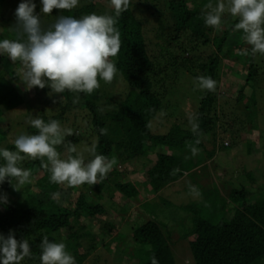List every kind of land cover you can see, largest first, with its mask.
<instances>
[{
  "label": "trees",
  "instance_id": "trees-1",
  "mask_svg": "<svg viewBox=\"0 0 264 264\" xmlns=\"http://www.w3.org/2000/svg\"><path fill=\"white\" fill-rule=\"evenodd\" d=\"M150 1L153 0H131L128 10L117 19L116 27L120 32L121 46L118 55L111 58L116 64L117 74L111 83L101 80L100 87L91 94L65 90L63 93H54V99L44 98L43 104L39 95L42 90L51 91L50 88L48 86L43 89L33 87L30 90H25V86L21 88L16 82V79H19L17 71L21 68L20 62H12L6 54L0 55V68H2L0 69V144H3L0 148L16 151L14 142H8L7 137L8 129L12 128L10 126L11 112L21 106L25 109L23 114L28 117V122L30 118H34L30 111L34 108L40 114L39 118L45 122L55 119L63 124V128L73 130L75 134L65 136L62 146H56L62 157L68 155L70 144L75 146L84 140L82 131L85 129L91 146L94 143L97 144V153L116 160V164L106 178L91 186L95 187L91 190H94L92 194L95 193L97 196V199L93 197L97 202H90L89 200L93 198L82 191L74 192L75 187L66 189L63 184L50 182L49 168L43 166L47 163L46 158L41 160L25 157L23 159L19 166L30 170L32 175L30 183L20 187L19 190L13 187L17 186L14 178L12 184L7 179L0 184V197L6 196L8 200L7 204L0 203V233L7 236L9 230H12L16 239H27L30 244L32 257H26L21 264H40L39 245L45 235L50 240L57 242L62 240L66 244V250L74 256L78 264L83 262L88 253L99 245L100 240L97 235L106 232L113 234L116 226L111 221H106L100 229L96 225L94 229H89L88 224L81 222V229H76L70 221L73 218L83 221L98 220L106 213L107 208L114 206L115 202L108 196L106 197L110 205L100 203L102 200L100 195L114 185L108 182V178L113 174L119 175L117 165L152 153L155 157L153 158V168L156 172L154 180L158 187H163L184 175L186 164H190L191 160L196 158L190 146L200 149L204 145L202 136L217 124L219 119L217 104L221 88L219 84H222L224 91L229 90L230 87L234 88L229 80L226 82L229 85H226L221 79L220 60L230 58L235 51L241 53L244 49H248V54L251 53L250 46L248 48L242 46L245 43L242 33L234 29L238 19L232 21L228 13L222 16L223 30H214L213 38L216 39L217 50L213 54L200 60L199 55L195 53L191 58L182 57L180 60L178 48L181 47L183 55L189 51L188 48L183 47L184 45L178 43L180 33L186 30L191 31L188 42H192L195 35H201L202 42H208L209 37L206 36L205 31L207 25L204 22L202 9L205 4L212 3V0L194 1L191 2V6L189 0L169 1L167 10L174 20L171 29H174L176 34L170 35L167 44L158 39L160 35H164L162 29L165 25L162 20L165 10H161L162 5H158L160 0H155L154 3ZM148 9L151 11L146 14ZM90 13L114 15V9L110 0H79L78 7L70 11L53 9L52 14H46L47 23L44 28L54 23L61 15L81 18ZM150 17H154L153 26L155 27L149 29L154 32L153 37L147 36L144 28V22ZM232 35L234 36L231 37ZM229 37L233 40L228 39ZM226 41H229V46L224 51ZM191 48L194 49V47ZM233 59L238 61L235 56ZM179 64H183L188 69L200 68L199 74H195V77L210 76L217 82L215 92L202 91V97L195 112L200 129L199 137L191 130V126L187 125V120L180 122L178 119L180 117H173V114L169 115L165 112V115L160 114L164 105L168 103L167 96L164 99L166 92L163 93V91L167 90L166 87L168 89L170 87L167 86L170 70L175 71L173 74L176 73ZM247 64L245 81H242L241 87H237L238 99L245 97L243 93L245 85L255 82L258 75V65L252 59H249ZM16 65L18 69H14ZM117 82H121L119 88L115 86ZM75 96L79 97L77 103H73ZM54 103L58 107L57 110L50 108ZM74 109L80 113L78 116L80 121L76 125L69 122V113ZM47 111L53 112L48 115ZM164 116H169L170 120L175 121L169 130L166 133L151 131V121ZM74 118L76 119L77 115ZM22 122L21 124H24V121ZM101 128L107 129L106 135L100 134ZM23 132L35 134L37 130L27 123L24 124ZM14 136L17 137L16 131ZM198 138L199 144L196 143ZM212 140L213 143L216 140L214 134ZM84 158L88 160L91 156L88 154ZM4 163L5 161L0 157V165ZM123 180L118 182L128 183ZM137 191L135 184L134 186L129 184L127 188H122L119 192L126 199H131L137 196ZM55 192L60 193L59 202L52 198ZM228 193L231 202L235 203L234 207H230L228 200L216 192L204 197L202 202H193L183 208L193 213L191 226L182 237H192L189 244L195 264H264V188L258 189L255 200L244 188L232 189ZM60 232H64V236ZM36 233L37 236L34 238L33 235ZM65 234L67 238H75L80 241L79 243L82 242V238L88 241L83 246L82 253L78 251L76 244L67 242ZM132 237L135 241L151 245L143 264H151L153 255L159 264H176L170 246V235L162 229H151L146 234L133 231ZM112 239L107 242L109 246L114 240ZM78 259H82L80 263Z\"/></svg>",
  "mask_w": 264,
  "mask_h": 264
},
{
  "label": "rangeland",
  "instance_id": "rangeland-1",
  "mask_svg": "<svg viewBox=\"0 0 264 264\" xmlns=\"http://www.w3.org/2000/svg\"><path fill=\"white\" fill-rule=\"evenodd\" d=\"M153 1L156 2L155 0ZM169 1L171 0H160L158 2V5H162L161 10H165L162 20L165 25L162 29L164 30V35H160L158 39L165 44H167L169 37L176 34V31L171 29L174 20L167 10ZM194 1L200 0H189L190 6L192 5L191 2ZM20 2L21 0H0V40L16 38L14 31L16 24L15 9ZM33 2L36 4L35 12L40 16L41 25L44 27L47 21H45L46 14L41 12V0H33ZM212 3L215 4V0H212ZM150 11H147L146 14H149ZM153 18L150 17L148 21L144 22L147 36L150 37L154 36V32L149 30L155 27L153 26ZM230 19L235 21L237 18L230 15ZM214 30L210 26L206 27V36L209 37L208 42H202L203 38L201 35H195L193 41L188 42L187 39L191 37V31L186 30L180 33L178 43L189 49L183 55L181 47L180 49L178 48L177 52L180 60L182 57L191 58L192 54L195 53L199 55L200 60L207 58L206 56L209 54H213L217 50L216 39L213 38L215 35ZM231 37L228 39L233 40ZM228 42L226 41L224 44V51L229 46ZM242 46L243 48L249 47L246 43H243ZM191 47H194L195 50ZM223 50L222 52H224ZM248 53L243 54V52L235 51V53L230 55V58L220 60V77L225 83L229 80L234 88L230 87L229 90L224 91L222 84H219L221 88L217 104L219 107L217 124L213 125V129L202 136L204 145L198 149L195 160H191L192 162L188 165L186 164L189 167L188 169L187 167L185 168L184 175L180 179L163 187H158L154 180L156 175L153 168L155 157L152 153L149 154L150 156H138L129 161L127 160V162L119 163L117 165L119 175L113 174L111 175L112 177L108 178V182L114 185H112V188H107L100 195V199H102L100 203L109 204V200L106 197L108 196L115 202L114 206L112 204L111 206L113 207L107 208L106 213L101 215L98 220L83 221L73 218L70 221V224L76 229H81V222L88 224L89 229H94L95 225L100 229L103 222L106 221H111L116 226L112 232L113 234L106 232L105 234L97 235L98 240H100L99 245L95 250H91L88 253L83 262H81L82 259H78L80 260L79 263L81 262L80 264H143L151 245L140 243L138 240L135 241L132 237V232L139 231L146 234L151 229H162L170 235V246L176 264H195L189 244L192 237H182L183 233L187 232L191 226L193 213L183 208L193 202H202L204 197L207 195L211 196L216 192L228 200L230 207H234L235 203H232L228 196V192L232 189L240 190L244 188L249 195L251 194L250 196L253 197V200L256 199L258 189L264 188V55ZM234 56L238 61H233ZM249 59H252L258 65V75L255 82H249V84L245 85L243 91L245 97L238 99L237 87H241L242 81H245L248 66L246 62ZM18 68L16 65L14 69ZM167 70L169 72V66ZM173 71L170 70L169 74L171 76L168 74L169 81L167 86L169 85L170 87L169 89L166 87L167 90L163 91V93L166 92L164 99L167 96L166 100L168 103L164 105L162 112L169 115L173 114V117H180L178 118L180 122L187 120V125L191 126L188 115L196 112L203 91L195 83V74H199L200 68L188 69L183 64H179L176 73L173 74ZM8 78L11 77L8 76ZM117 78L119 77L117 76ZM16 82L21 88L24 86L19 79H16ZM120 84L121 82H117L115 86L119 88ZM226 85H229V83H226ZM28 94L30 95V93ZM28 94L25 93V95ZM39 96L43 104L44 98L54 99V93L51 91L42 90ZM32 98H35V96H32ZM42 103L40 104L42 105ZM50 108L57 110L58 107L54 103ZM30 111L31 116L34 118L40 117L36 109L31 108ZM51 112L53 111H47V114L50 115ZM23 113H25V109L21 106L11 112L10 126L12 128L8 129V142H14V131H16L18 136L23 132L24 124H29L27 121L28 117ZM75 115H77L76 119L74 118ZM79 115L80 113L76 109L69 113L70 124L76 125L80 121ZM168 117L164 116L163 118L152 120L151 131L166 133L173 125L172 123L175 122ZM22 121H24V124H21L23 123ZM159 121L162 122L160 123ZM61 127L63 128V124H61ZM213 134L216 136L214 143L212 140ZM82 136L84 140L78 142L75 148L77 153L87 156L89 154L87 149L91 147V143L87 139L89 135L85 129L82 131ZM225 139L229 142L228 146L224 145ZM2 145L0 144V146ZM58 146H62V144ZM207 151H211V153H206ZM188 155L194 157L192 154ZM166 156L170 155L166 154ZM120 180L128 181V183L120 184L118 182ZM144 181L146 182L145 184ZM129 184L131 186L136 185L138 194L135 198L126 199L119 191L122 188H127ZM189 185L195 186L198 193L190 191ZM91 186L94 185L85 183L75 187L74 192L82 191L86 195L91 196V198L96 197L97 199L95 193L92 194L94 190H91L95 187ZM63 187L68 188L64 184ZM94 198L90 199L89 197V201L95 202ZM60 234L64 236V232H60ZM36 236L37 233L33 235L34 238ZM111 238L114 240L112 239L113 242L109 246L107 242ZM65 239L70 244H76L80 253L83 252V246L88 242L85 238H82V242L79 243L80 241L75 238H67L66 234ZM76 264H78L77 260Z\"/></svg>",
  "mask_w": 264,
  "mask_h": 264
},
{
  "label": "clouds",
  "instance_id": "clouds-1",
  "mask_svg": "<svg viewBox=\"0 0 264 264\" xmlns=\"http://www.w3.org/2000/svg\"><path fill=\"white\" fill-rule=\"evenodd\" d=\"M130 2L110 0L114 15L90 13L81 18L61 15L44 28L40 16L35 12L33 0H21L15 9L16 38L0 40V55L6 54L12 62H20L17 76L25 90L48 86L53 93L67 90L91 94L100 87L101 80L111 83L117 74L116 64L111 59L118 55L121 46L116 23L120 15L128 10ZM78 5L79 0H41V12L52 14L53 9L70 11ZM225 13L238 19L234 29L242 31V39L250 46L251 54L264 55V0H217L215 4H205L202 9L205 24L216 30H223L222 16ZM247 53L248 49H244L243 54ZM195 83L200 90H216L217 82L210 76L199 75L195 77ZM78 99L75 96L73 103H77ZM188 119L191 130L199 137L195 113H190ZM29 124L37 132L19 134L14 140L16 151L0 148V157L5 161L0 165V184L6 179L12 184L14 178L17 186L13 187L19 190L30 183L31 171L19 166L25 157L46 158L47 163L43 166L49 168L50 182L68 187H79L85 183L96 185L106 178L116 164L115 158L108 159L98 154L95 143L87 149L91 159L85 160L71 144L68 155L62 157L56 146L64 143L65 136L75 134L73 130L62 128L55 119L45 122L39 117L30 118ZM100 134L106 135L107 129L101 128ZM196 143H200L199 138ZM190 147L192 154L196 155L198 149ZM189 188L198 193L195 186L189 185ZM52 198L59 202L60 193H53ZM0 203L7 204V197H0ZM39 246L40 264H76L63 241L50 240L45 235ZM26 257H32L27 239H16L12 230L7 236L0 233V264H21ZM151 264H159L155 255Z\"/></svg>",
  "mask_w": 264,
  "mask_h": 264
},
{
  "label": "built area",
  "instance_id": "built-area-1",
  "mask_svg": "<svg viewBox=\"0 0 264 264\" xmlns=\"http://www.w3.org/2000/svg\"><path fill=\"white\" fill-rule=\"evenodd\" d=\"M228 135V134H227ZM224 145L225 146H227V145H229V142L225 139V141H224Z\"/></svg>",
  "mask_w": 264,
  "mask_h": 264
}]
</instances>
